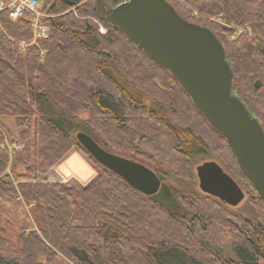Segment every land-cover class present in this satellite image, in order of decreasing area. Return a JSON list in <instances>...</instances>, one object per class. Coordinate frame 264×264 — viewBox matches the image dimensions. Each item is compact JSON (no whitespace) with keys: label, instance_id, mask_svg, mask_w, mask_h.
Returning <instances> with one entry per match:
<instances>
[{"label":"trees","instance_id":"1","mask_svg":"<svg viewBox=\"0 0 264 264\" xmlns=\"http://www.w3.org/2000/svg\"><path fill=\"white\" fill-rule=\"evenodd\" d=\"M50 1L57 16L46 19L49 36L25 50L30 13L3 18L0 27V117L14 119L24 143L11 150L0 128V196L31 204L37 227L20 234L16 248L0 221V264H42L39 255L55 249L77 264H264L261 199L260 219H247L215 196L166 182L146 195L81 145L77 133L88 130L162 180L158 161L188 173L193 158L213 150L236 180L253 186L181 83L109 22L108 11L124 0ZM187 1L253 30L230 40L225 26L209 27L226 49L234 93L264 130V0ZM171 4L187 18L184 7ZM85 111L89 117L81 116ZM73 147L99 167L98 176L81 190L44 181Z\"/></svg>","mask_w":264,"mask_h":264},{"label":"water","instance_id":"2","mask_svg":"<svg viewBox=\"0 0 264 264\" xmlns=\"http://www.w3.org/2000/svg\"><path fill=\"white\" fill-rule=\"evenodd\" d=\"M107 19L181 83L226 138L241 172L264 202V130L234 93V71L215 32L181 16L169 0H124L108 11ZM77 139L96 161L136 190L146 195L160 190L162 179L149 166L111 152L85 131H79ZM196 171L203 192L230 206L245 198L242 186L218 161H203Z\"/></svg>","mask_w":264,"mask_h":264},{"label":"rangeland","instance_id":"3","mask_svg":"<svg viewBox=\"0 0 264 264\" xmlns=\"http://www.w3.org/2000/svg\"><path fill=\"white\" fill-rule=\"evenodd\" d=\"M173 4H178L180 9L183 12V7L188 11L186 15V19L192 22L199 23L204 25L205 23L207 27L214 24H221L229 29V31L224 32L223 36L225 39L235 40L240 34H248L250 36H254L253 30L248 26H239L227 23L223 20L221 15H214L208 14L203 10L200 4H191L187 0H169ZM50 0H40L39 8L42 13L41 15V22L48 27V32L50 34V25L46 22V19L50 17L57 16L55 13L50 12ZM182 7V8H181ZM185 18V17H184ZM203 18L204 20H201ZM209 22V23H208ZM32 27V26H31ZM1 28H2V20H1ZM48 34V36H49ZM47 36V37H48ZM45 37V38H47ZM44 38V39H45ZM41 39V38H40ZM43 39V38H42ZM39 39L33 36L30 40H23L20 42V45L23 50H25L28 46H32L35 43H38ZM43 57L45 56V51H42ZM235 76V75H234ZM234 88V84H233ZM236 89H234V92ZM252 94L255 95L253 92ZM252 95V96H254ZM258 98V97H257ZM82 117H89V112L85 111L81 113ZM0 128L5 134V141L9 144L10 149H20L23 146V141L20 139V128L15 124L14 119L8 117H0ZM88 132V130H86ZM90 133V132H89ZM16 141V142H14ZM13 153V152H12ZM73 154V155H72ZM214 159L218 161L222 166L223 162L218 155H216L215 151L211 150L207 154L196 156L192 159L189 165V172L188 173H177L175 170L168 168L165 165H162L160 161L157 162L160 169L162 170L163 180L162 182H166L172 184L181 190L183 189H191L196 191H201L199 186V179L197 176L196 167L198 164L202 163L203 161ZM71 162H69V161ZM67 162L69 165H74L75 167L79 168L75 170V173H58L57 170ZM223 163V164H222ZM11 162L9 164V168L7 170L11 171ZM86 169H93L94 175L91 174L89 179L80 180V175L83 176V168ZM100 170L99 167L88 158V156L81 151L78 147H73L57 164L56 166L45 176L43 179L47 182H60L66 187H72L76 189H83L87 186L93 179H95ZM70 179V182H75L78 184L80 188L71 186V183L68 184L66 180ZM88 183L82 186V183ZM238 181V180H237ZM239 184L242 186L245 192V198L237 205V206H230V209L235 212L237 215L242 216L243 218L249 219H260L261 215V207L258 204V193L254 189V187L249 183L247 180H239ZM0 221L6 228V236L9 238L11 246H15L16 248H20L22 243L20 242V234L30 230H36V223L33 218L32 213V205L27 203L22 197H17L15 199H11L7 196H0ZM38 263L42 264H77L68 254L62 252L58 249H55L54 254L52 256L48 255H39L37 259ZM37 264V263H36Z\"/></svg>","mask_w":264,"mask_h":264},{"label":"built area","instance_id":"4","mask_svg":"<svg viewBox=\"0 0 264 264\" xmlns=\"http://www.w3.org/2000/svg\"><path fill=\"white\" fill-rule=\"evenodd\" d=\"M40 0H0V27L3 18L17 21L27 13L31 14V26L34 36L45 38L48 36V27L41 22Z\"/></svg>","mask_w":264,"mask_h":264},{"label":"crops","instance_id":"5","mask_svg":"<svg viewBox=\"0 0 264 264\" xmlns=\"http://www.w3.org/2000/svg\"><path fill=\"white\" fill-rule=\"evenodd\" d=\"M73 155V154H72ZM69 161V160H68ZM71 162V161H69ZM83 168V176H79L81 179L80 180H86V179H89L88 177H90L91 174L94 175V171L93 169L89 168V169H86L85 167H82ZM76 169H79L77 167H75L74 165H69L67 162H65L64 164H62V166H60V168H58L57 172L60 174V173H75V170ZM70 171V172H69ZM92 175V177H93ZM90 177V178H92Z\"/></svg>","mask_w":264,"mask_h":264}]
</instances>
